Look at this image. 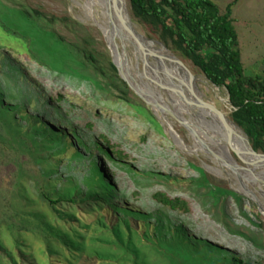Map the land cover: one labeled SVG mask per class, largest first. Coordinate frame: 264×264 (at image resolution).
<instances>
[{
  "label": "rangeland",
  "instance_id": "rangeland-1",
  "mask_svg": "<svg viewBox=\"0 0 264 264\" xmlns=\"http://www.w3.org/2000/svg\"><path fill=\"white\" fill-rule=\"evenodd\" d=\"M210 1L222 13L235 2ZM125 2L140 33L163 44L133 18ZM35 9L59 19L42 25L63 36L77 57L49 34H40L22 15L23 10ZM232 18L246 74L264 78V0H239ZM4 23L30 39L5 32ZM93 24L85 0H0V123L9 133L10 146L29 159L20 165L11 199L18 225L0 223V264H222L229 255L264 264V181L254 174L256 169L226 144L220 124L214 120L213 126L198 104L183 95L194 125L200 116L204 132L221 139L216 145L234 156L250 180L203 153L186 128L168 82L154 68L155 61L143 58V64L134 67L125 48ZM86 49L95 53L98 63L85 60ZM167 49L207 80L190 60ZM114 62L154 107L132 89L133 103L145 112L122 100ZM202 86L207 98L233 121L234 108ZM219 89L230 99L226 88ZM161 110L166 111L165 120ZM76 135L89 141L87 149ZM93 139L107 140L124 155L105 158L101 165L111 171L106 178L118 190L113 201L102 198L92 180ZM202 170L214 185L241 198L223 196L219 201L212 188L201 186ZM243 183L251 192L242 190ZM159 192L187 201L190 212L159 204L153 199ZM43 193L64 202L52 207Z\"/></svg>",
  "mask_w": 264,
  "mask_h": 264
},
{
  "label": "trees",
  "instance_id": "trees-1",
  "mask_svg": "<svg viewBox=\"0 0 264 264\" xmlns=\"http://www.w3.org/2000/svg\"><path fill=\"white\" fill-rule=\"evenodd\" d=\"M128 1L135 20L163 42L167 48L190 60L213 84L228 90L230 101L234 106L232 120L249 137L253 149L264 154V78L261 76H248L244 69L242 55L239 51V36L232 18L233 7L239 0H235L230 4L226 13H222L210 0ZM22 15L40 34H49L56 42L65 45L74 57H77L73 46L67 43L63 36L58 32L44 28L42 25L44 21L49 24H56L59 21L57 17H50L45 12L37 9L33 12L23 10ZM66 21L71 20L67 19ZM4 29L5 32L22 40L29 38V36L9 27L6 23H4ZM33 55L40 64L47 66L37 52L33 51ZM84 58L93 63H98L95 53L89 49H86ZM111 67L117 74L118 70L113 63ZM118 80L115 83L122 100L144 113L145 109L142 105L133 103L130 97L132 90L128 84L119 77ZM150 120L159 126L152 116ZM76 137L77 142L87 149L89 141L79 135H76ZM10 142L8 131L0 123V223L8 222L9 225L14 226L18 224L11 199L20 176V165L25 164L29 159L18 152L15 146H10ZM93 142L96 145V153L92 156L94 162L92 168L95 171L92 180L97 185V190L101 191V197L113 201L116 199L114 196L118 190L114 184H109L106 178L108 174L112 176L111 171L107 168V171H104L101 165L105 164V158L114 160L115 157H123L124 155L122 152H115L107 140L102 143L97 139H93ZM202 173L204 177L201 186L212 188L219 201L223 196L234 195L241 198L228 188L214 185L206 172L202 170ZM222 189L225 191L224 195L220 194ZM90 195L94 196L96 193ZM120 196L124 197L122 193ZM43 199L52 207L64 202L63 199L54 200L47 193H43ZM153 199L172 211L188 213L191 210L187 201L180 198H171L162 192L156 193ZM72 202H75V200ZM116 209L128 214H135V216L141 218L147 217L143 213H132L117 206ZM222 264L252 263L237 255H229L224 258Z\"/></svg>",
  "mask_w": 264,
  "mask_h": 264
},
{
  "label": "bare ground",
  "instance_id": "bare-ground-1",
  "mask_svg": "<svg viewBox=\"0 0 264 264\" xmlns=\"http://www.w3.org/2000/svg\"><path fill=\"white\" fill-rule=\"evenodd\" d=\"M99 2L100 0H85L87 10L96 23V25L93 24V26L102 29L105 33L113 37V34L110 32L108 27L106 15L100 8ZM123 2L128 8L125 0H123ZM135 28L139 32L138 37H132L123 31V39L113 38L118 41L117 43L119 44V46L125 48L126 52L129 53L134 63V67L139 64H143V58L147 61H149V59L155 61L156 64H154L153 66L168 82V85L174 95V101H176L177 107L181 112L184 121L186 122V128L188 127L191 131V135L196 138L199 149L202 150L203 153L211 155L214 161L222 163V165H224L225 167H229L234 170L240 177H244L247 180H250L247 177L243 176L245 175V170L242 169L244 167L237 162L234 156L216 145V141L218 142L221 139L219 137L213 139L204 132L200 116L196 119V126L194 125L184 104L182 98L183 95L190 97L198 104L199 110L204 112V117L209 119L213 126H215L214 120H216L220 124V131L219 129L218 131L222 132V136L224 137L226 144L229 145L231 149L233 148L236 152H238L244 158V160L251 165V167H254L256 171L251 168L254 171V174L264 181V172L261 170V168L264 169V164H260L258 162V158L252 156L249 153V146L246 141V136L245 138H242L238 128L230 122L228 116L225 113L221 112L217 108L213 98H207L205 93L202 91V85H206L207 92H212L214 94V97L221 103L229 105V99L223 98L221 90L219 88L211 85L205 78L196 76L188 66L184 65L186 67L185 69L180 64H178L175 59L176 56L172 54L167 48L163 47L164 49H162L158 47L153 43H157L156 41L148 39L145 35L140 33L136 26ZM117 65L120 66L118 62ZM171 73L176 77L177 81H175V79L171 76ZM148 97L154 104L157 103V98L151 96V92ZM216 110L223 113L225 118L221 117ZM160 116H162L165 120L166 111L161 110ZM215 130L217 129L215 128ZM203 138H205L207 141ZM207 142L212 143L215 146L210 147ZM245 182L247 183V181ZM242 187L243 191L251 192V189L247 186V184L243 183Z\"/></svg>",
  "mask_w": 264,
  "mask_h": 264
},
{
  "label": "water",
  "instance_id": "water-1",
  "mask_svg": "<svg viewBox=\"0 0 264 264\" xmlns=\"http://www.w3.org/2000/svg\"><path fill=\"white\" fill-rule=\"evenodd\" d=\"M99 6L102 9V11L104 12V14L106 15V19L108 21V27L110 32L113 34L114 38H122L124 36V32H126L128 35L132 36V37H138L139 36V32L136 30L134 22L132 20L129 8H127L123 2V0H100L99 2ZM124 31V32H123ZM149 39V38H148ZM151 40V39H150ZM160 46L165 47L164 44L157 42ZM166 48V47H165ZM176 61L178 64H180L182 67H184L186 69V67L184 66L183 62L177 58V56L175 57ZM115 66L117 67L119 74L121 76V78L128 84V86L143 100L145 101L150 107H154L151 103H149L146 99V97L141 94L139 91H137L135 89V87H133V85L131 84V82L129 81V79L125 76V74L123 73V69L118 66L115 62H114ZM194 78V77H192ZM207 78V77H206ZM207 80L209 82H211L208 78ZM212 83V82H211ZM213 84V83H212ZM215 87H217L215 84H213ZM219 88V87H217ZM229 104L234 108V106L232 105L230 99H229ZM217 111V110H216ZM217 113L225 118V116L223 115V113H221L220 111H217ZM230 120V119H229ZM231 123H233L238 129H240L244 134L245 132L238 126L236 125L235 122L231 121ZM184 125V124H183ZM246 136V141L247 144L249 146V153L258 158V162L260 164H264V154L263 153H259L256 152L250 142L249 137L245 134ZM236 155L240 158V154L238 152H236ZM246 165V164H245ZM243 170H246L245 168H242Z\"/></svg>",
  "mask_w": 264,
  "mask_h": 264
}]
</instances>
